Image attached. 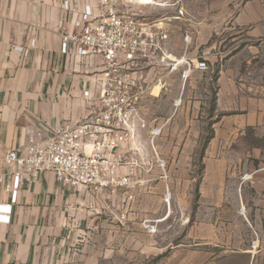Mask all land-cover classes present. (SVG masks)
<instances>
[{"label":"crops","instance_id":"0c3cea01","mask_svg":"<svg viewBox=\"0 0 264 264\" xmlns=\"http://www.w3.org/2000/svg\"><path fill=\"white\" fill-rule=\"evenodd\" d=\"M96 1L0 0V155L24 145L29 128L51 134L102 110V58L61 50L75 13ZM182 1L135 10L147 20L165 17L169 39L165 63L136 58L128 66L133 89H145L133 133L118 149L139 151L141 164L120 172L130 184L79 192L51 172L16 194L0 183V204L12 205L10 222L0 223V264H104L121 229L134 251L135 221L159 226L173 215L177 252L264 264V167L253 163L264 148V70L253 60L246 68L214 60L226 20L217 19L215 5ZM183 57L209 69L193 67L185 77ZM0 173H7L3 162Z\"/></svg>","mask_w":264,"mask_h":264},{"label":"built area","instance_id":"2783aa9c","mask_svg":"<svg viewBox=\"0 0 264 264\" xmlns=\"http://www.w3.org/2000/svg\"><path fill=\"white\" fill-rule=\"evenodd\" d=\"M167 3L169 0L151 3L97 0L94 6L88 5L83 12L75 13L71 26L61 34V50L64 54L74 50L80 56L102 58L104 69L99 80L102 110L75 124L65 122L51 134L29 128L24 145L6 148L0 155V162L7 167V173H0V183L6 182L7 191L16 194L24 184H32L46 172L53 173L63 186L79 192L92 188L101 193L130 184V177L120 172L141 164L136 157L139 151L133 150L131 155H136L133 157L118 149L133 133L132 120L145 89H133L135 79L128 66L136 58L165 63L169 39L165 17L147 20L135 10L138 6ZM64 7L70 9V3L66 1ZM185 39L188 46L190 37ZM35 44L33 39L22 52L28 55ZM179 62L187 66L185 77L193 67L209 69L205 61L193 66V62L183 57ZM84 95L89 96V90ZM159 164L165 167L164 161L159 160ZM11 212V204H0V223H9ZM147 228L151 226L148 224Z\"/></svg>","mask_w":264,"mask_h":264},{"label":"rangeland","instance_id":"374dc122","mask_svg":"<svg viewBox=\"0 0 264 264\" xmlns=\"http://www.w3.org/2000/svg\"><path fill=\"white\" fill-rule=\"evenodd\" d=\"M206 4L215 5L217 19L226 20L227 23L225 29H221L218 35L222 39L221 44L218 43L216 46L217 54L214 60L239 63L241 68H246L247 61L253 60V64L258 62V67L262 65L264 70V0H184L181 2V5L189 6ZM139 7L142 6L136 7V10H140ZM255 50H258L257 60L252 58ZM257 155L263 164L261 162L256 164L253 160L254 165L257 168L264 167V148L260 149ZM160 160L165 162L164 159L160 158ZM145 221L134 222L132 230L135 234V250H131V239L129 243L127 229H121L120 236L113 245L115 252L112 259L105 260L104 264H239L238 261L229 257L227 260L221 257L216 263H210V260L206 258L194 260L191 252H177L174 215L159 226L156 222L145 223ZM148 224L151 226L150 229L147 228ZM127 244L130 245L129 251H127L129 246Z\"/></svg>","mask_w":264,"mask_h":264}]
</instances>
